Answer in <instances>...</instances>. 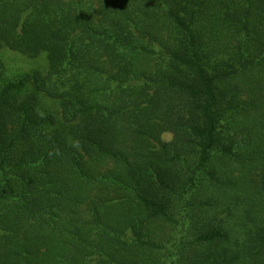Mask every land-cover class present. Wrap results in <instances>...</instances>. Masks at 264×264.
Listing matches in <instances>:
<instances>
[{
	"label": "trees",
	"instance_id": "obj_1",
	"mask_svg": "<svg viewBox=\"0 0 264 264\" xmlns=\"http://www.w3.org/2000/svg\"><path fill=\"white\" fill-rule=\"evenodd\" d=\"M4 48L0 264H264V0H0Z\"/></svg>",
	"mask_w": 264,
	"mask_h": 264
},
{
	"label": "rangeland",
	"instance_id": "obj_2",
	"mask_svg": "<svg viewBox=\"0 0 264 264\" xmlns=\"http://www.w3.org/2000/svg\"><path fill=\"white\" fill-rule=\"evenodd\" d=\"M0 56L5 66L4 78L6 80H15L36 70L41 71L43 74H47L49 70L46 54H42L37 58H29L4 48L0 51ZM41 109L54 113L57 116L60 115L58 103L46 96L42 97ZM162 139L165 142H169L173 140V134L169 132L164 133Z\"/></svg>",
	"mask_w": 264,
	"mask_h": 264
}]
</instances>
